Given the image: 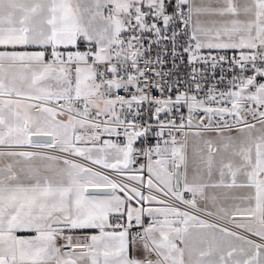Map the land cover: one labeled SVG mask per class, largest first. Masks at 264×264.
<instances>
[{
	"label": "snow or ice",
	"instance_id": "1",
	"mask_svg": "<svg viewBox=\"0 0 264 264\" xmlns=\"http://www.w3.org/2000/svg\"><path fill=\"white\" fill-rule=\"evenodd\" d=\"M217 4L0 0V264H264V0ZM193 127L223 150L189 179ZM219 187L248 235L192 214Z\"/></svg>",
	"mask_w": 264,
	"mask_h": 264
},
{
	"label": "crops",
	"instance_id": "2",
	"mask_svg": "<svg viewBox=\"0 0 264 264\" xmlns=\"http://www.w3.org/2000/svg\"><path fill=\"white\" fill-rule=\"evenodd\" d=\"M196 2L199 4L201 0H196ZM206 4H209L212 7L219 6L217 4V0H204ZM237 3L240 2V0H236ZM202 20H209V19H215V17H201ZM34 50V49H29ZM37 116H40V113H36ZM224 136H232L237 137L239 135L237 129L232 130H224ZM211 140L213 141V148L214 151L212 153L213 157L218 158V153L222 152L223 150V144L220 141L219 137L217 136L216 132L212 131H205L201 132L200 136H196L195 133L189 134L185 147H184V154L186 157V163H187V175L189 179H191L194 175L197 174V170L200 169L206 162L207 155H208V148L206 147L204 141ZM28 146H25L23 149H17V150H25ZM0 150H8L3 149L0 147ZM53 153L45 154V153H38L40 155H49V156H56V157H64V154L58 151H55L54 149ZM203 157L204 159H201ZM10 162V161H5ZM50 163L49 161H42L40 159H36L32 162V166L35 168H39L43 170L45 166ZM62 159L59 161L57 166H62ZM213 179L216 181H219V173H214ZM230 180V178H227ZM206 191L209 193V198L203 201H198L199 204L202 206L203 209H205L207 212L213 213L212 216L216 218V214L223 215V213L220 212L221 208H230L234 204H241L243 201L240 199L241 197L248 194L250 190L248 189H241V188H224L219 187L216 189H206ZM121 195H123L121 193ZM215 195L216 199L213 200L211 197ZM235 219V218H234ZM238 221H242L243 219H236ZM222 225H225L226 228H229L232 231H235L241 235H248L247 233L243 232L241 229L235 228L232 224L226 223L224 220H218ZM223 227V226H221ZM92 232H95L96 230H91ZM18 235H26L25 233H18ZM252 239H256L255 237H250ZM182 246V245H180ZM138 254V253H137Z\"/></svg>",
	"mask_w": 264,
	"mask_h": 264
},
{
	"label": "built area",
	"instance_id": "3",
	"mask_svg": "<svg viewBox=\"0 0 264 264\" xmlns=\"http://www.w3.org/2000/svg\"><path fill=\"white\" fill-rule=\"evenodd\" d=\"M204 54L207 55L208 54V50H204ZM213 54H215V53H213ZM233 54L234 53L231 50L227 52V55H228L229 59H231V57H232ZM180 67L182 69L181 75L182 76L186 75L187 72H188V70H189L188 69V66H187L186 59H185V62L180 65ZM224 69H225V75H226V77L231 78L232 73L227 71V69H228V64L227 63L224 64ZM236 71H238V70H236ZM219 74H220V69L218 67L217 68V72H216V77L217 78L219 77ZM247 74H249V73H246V75ZM220 87L221 88H224L225 85L224 84H221ZM120 94L121 95H127V94H125L123 92H121ZM152 94H153V96H158L159 95V93L156 90H153L152 91ZM184 111H185V114H186V110H184ZM249 119H251V118H249ZM197 123H199V121H194V124H197ZM253 123H255V122L253 121ZM232 129H236V128L234 127ZM225 130H228V129H225ZM185 131H187L189 134H191V133H196L197 131H201V130L193 127L191 129H185ZM201 132H205V131H201ZM213 132H215V131H213ZM177 135H179V133ZM26 151H32V152H35V153H45V154L53 153V150L52 149H47V148L27 147ZM71 159H75V160H77L80 163L88 164V162L83 161V160H81L80 158H77V157H72ZM88 166H92V165L89 164ZM92 167H94V166H92ZM145 175H147V174L145 173ZM111 178L112 179H115V180H120L121 179V177L114 176V175ZM143 191L145 193H147L148 190L145 188V189H143ZM198 204H199V202H198ZM177 206L180 207L182 210L192 211L191 209H185L183 205L177 204ZM199 207L201 209H203L200 204H199ZM192 214L197 215L200 219H203V220H205V221H207L209 223H214V224H218L219 226L225 227V225H222V223H220L214 216H212V215L211 216L206 215L205 212H193ZM177 243H179V242H177Z\"/></svg>",
	"mask_w": 264,
	"mask_h": 264
},
{
	"label": "water",
	"instance_id": "4",
	"mask_svg": "<svg viewBox=\"0 0 264 264\" xmlns=\"http://www.w3.org/2000/svg\"><path fill=\"white\" fill-rule=\"evenodd\" d=\"M32 139H36V137H32ZM41 139H50V137H42ZM89 191L91 192L92 191V189H89ZM235 219H243L242 217H240V216H236V217H234Z\"/></svg>",
	"mask_w": 264,
	"mask_h": 264
},
{
	"label": "rangeland",
	"instance_id": "5",
	"mask_svg": "<svg viewBox=\"0 0 264 264\" xmlns=\"http://www.w3.org/2000/svg\"><path fill=\"white\" fill-rule=\"evenodd\" d=\"M213 132V131H212Z\"/></svg>",
	"mask_w": 264,
	"mask_h": 264
}]
</instances>
